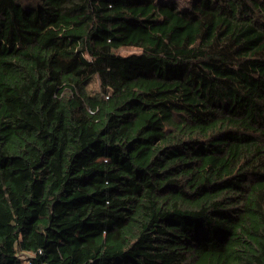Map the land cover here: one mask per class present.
<instances>
[{
    "label": "trees",
    "instance_id": "obj_1",
    "mask_svg": "<svg viewBox=\"0 0 264 264\" xmlns=\"http://www.w3.org/2000/svg\"><path fill=\"white\" fill-rule=\"evenodd\" d=\"M0 264H264V0H0Z\"/></svg>",
    "mask_w": 264,
    "mask_h": 264
},
{
    "label": "rangeland",
    "instance_id": "obj_2",
    "mask_svg": "<svg viewBox=\"0 0 264 264\" xmlns=\"http://www.w3.org/2000/svg\"><path fill=\"white\" fill-rule=\"evenodd\" d=\"M176 1H178V3H180V5H182V6H185L187 4V0H176ZM121 52L123 54H128V53L132 52V49H123ZM95 87H97L96 80L93 81L91 84V88L95 89Z\"/></svg>",
    "mask_w": 264,
    "mask_h": 264
}]
</instances>
